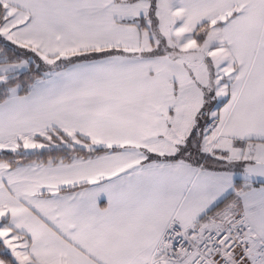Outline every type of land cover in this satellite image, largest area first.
<instances>
[{
    "label": "snow or ice",
    "instance_id": "obj_1",
    "mask_svg": "<svg viewBox=\"0 0 264 264\" xmlns=\"http://www.w3.org/2000/svg\"><path fill=\"white\" fill-rule=\"evenodd\" d=\"M0 264H264V0H0Z\"/></svg>",
    "mask_w": 264,
    "mask_h": 264
}]
</instances>
